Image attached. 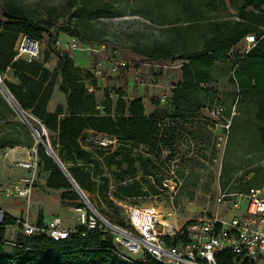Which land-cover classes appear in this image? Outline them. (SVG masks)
<instances>
[{
    "label": "trees",
    "instance_id": "trees-1",
    "mask_svg": "<svg viewBox=\"0 0 264 264\" xmlns=\"http://www.w3.org/2000/svg\"><path fill=\"white\" fill-rule=\"evenodd\" d=\"M106 1L73 0L71 10H74L69 23L73 25L76 21V26L73 30L69 26L64 29L70 33L68 36L85 43L86 38L81 36L77 23L85 22L86 26L101 16L116 17L113 4ZM175 2L184 16L180 21L185 25L183 29L207 32H202L200 45L183 47V50L161 43L139 48L138 54L146 61L181 63L182 81L170 89L171 93L163 101H166L164 108H160L158 102L153 103L158 108L151 115H145L141 98L127 99L122 89L105 90L99 103L87 88L88 80L92 79L93 83V73L75 66L74 59L66 53L54 54L56 60L52 69L40 62L14 60L20 36L41 42L42 35L49 34L52 26L49 18L36 21L20 9L1 8L5 21H0V74L9 70L17 80L12 83L4 79L3 84L39 135L41 131L34 125V120L46 130L48 137H43V141L49 140L51 151L78 189L97 197L111 210L121 211L116 201L158 194L146 177L151 176L154 184L160 185L159 166L164 169L169 166L167 163L175 152L180 132L186 130L190 119L197 118L202 109H211L214 105L223 107L211 86L216 70L228 79L234 94L245 105L247 128L257 136L258 151L264 159V0ZM248 35L255 37V45L247 53L232 55L234 47ZM43 55L44 60L51 58L49 54ZM57 75L61 77L60 92L66 96L67 104L65 109L58 105L54 112H49L47 106ZM230 111L224 114L229 116ZM17 116L0 95V148L4 150L33 147L31 131L15 120ZM232 121L233 117L231 125ZM93 133L115 137L118 148L112 153L83 148L80 141ZM21 136L25 142L19 138ZM141 147L147 154H157L155 151L161 150L170 154L160 164L159 159L152 161L142 154L131 153L132 149ZM36 149L38 167L41 165L47 173L46 188L64 191L61 200L69 203L66 206L73 203L74 209L84 207L70 181L46 154V149L38 144ZM112 167L114 190H111L110 178L105 172ZM138 172L141 177L136 179ZM261 183L264 184V173ZM141 185L147 187V192L141 190ZM41 223L39 216L37 225ZM11 226H17V220L3 214L0 219V264H130L113 254L112 238L97 230L85 232L78 226L75 233L59 241L45 235L24 236L20 232L15 241H9L5 229ZM177 242V239L168 241L172 245ZM218 264H232L230 255L221 254Z\"/></svg>",
    "mask_w": 264,
    "mask_h": 264
},
{
    "label": "built area",
    "instance_id": "built-area-1",
    "mask_svg": "<svg viewBox=\"0 0 264 264\" xmlns=\"http://www.w3.org/2000/svg\"><path fill=\"white\" fill-rule=\"evenodd\" d=\"M53 41V54H70L79 50L80 42L76 37L67 36L65 40ZM255 43L253 35L246 36L243 39V53H247ZM17 59L40 62L46 68H50L53 62L52 58L44 60L41 42L27 36L18 38L14 60ZM106 61L109 64L108 74L112 76L126 70L129 65L115 55L107 57ZM92 73L94 77L101 76L99 69ZM92 90L89 88V91ZM166 97L165 93H160L158 99L163 102ZM232 111L234 109H231L227 117L223 107L219 105L208 109L206 129L220 128L221 132L216 139L218 156L214 174L203 180L197 202L201 208L200 217L181 226L167 220L178 213L175 198L182 186L177 163L168 160V170L164 172L160 187L154 184L151 176L148 177L159 191V197L165 196L162 204L167 208L166 213H161L155 205L118 204L122 208L125 222L115 225L103 218L89 203L82 201L84 207L74 209L78 215L79 227H83L85 232L97 230L111 237L113 254L130 264H218L221 254L230 255L232 264H264V186L250 187L246 192H229L221 190L219 184L222 158L232 126ZM80 145L88 150L112 153L118 148V141L113 136L93 133L84 137ZM10 149L14 148L4 150V157H8ZM162 152L164 159L170 154L165 150ZM7 165L25 170L28 175L4 185L3 192L7 197L20 198L28 204L37 177V149L30 148L26 159L8 162ZM222 205H229L223 217L219 214ZM17 226L24 236L45 235L53 241L66 239L76 232L66 229L59 217H52L46 223L33 226L20 220L17 221ZM174 239L178 240L176 244L168 243Z\"/></svg>",
    "mask_w": 264,
    "mask_h": 264
},
{
    "label": "rangeland",
    "instance_id": "rangeland-1",
    "mask_svg": "<svg viewBox=\"0 0 264 264\" xmlns=\"http://www.w3.org/2000/svg\"><path fill=\"white\" fill-rule=\"evenodd\" d=\"M114 6V13L116 17H105L91 21L89 25L85 26L84 23H77L80 34L82 37L86 38V42L83 43L79 38V50L68 54L69 57L73 59H78L80 56L86 59L89 69L92 72L96 70H101V76L105 77L110 81L107 86L108 90L114 92L117 89H122L126 91L127 83L129 79L135 76L137 86H143L145 89L148 88L151 82L148 76H152L151 72L154 70L157 76L165 77L167 83H176V79L179 77L180 72V62L177 61H167V62H149L144 60L139 54V48L144 45H153L155 43H161L162 45H174L178 49L182 47H195L201 44L200 37L207 31L193 30V29H183L185 25L180 21L184 18L178 10L175 0H108ZM73 0H0V21L4 22L5 19L2 16L1 8H15L20 9L28 17L36 21H42L44 19H50L51 28L49 34H43L41 39V50L45 54H49L53 62L51 69L54 66L55 58L51 51L52 40L59 39L65 40L70 34L64 31L66 27L69 26L70 30H73L76 26V21H73V25L70 22V14L74 10H71ZM222 15V14H221ZM52 36V38L50 37ZM243 41L236 45L232 51V55H240L244 52ZM115 55L116 57L128 62V68L114 78H110L108 75L109 64L106 59L109 56ZM158 66V67H157ZM140 71H136L139 70ZM143 69L145 70L143 71ZM3 83L4 74H0ZM100 76V77H101ZM214 81L211 82L212 88L216 91L217 97L221 100V104L226 108L234 109L232 111L233 121L232 129L228 140V150L223 161L222 177L225 183L230 182L228 191L231 188H248L255 185H260L263 173H264V159H262V154L258 151V138L255 136L252 129L247 128V109L244 107L239 98L234 94L232 85L228 82L225 76L220 74V71L216 70L214 73ZM131 81V80H130ZM125 84V85H124ZM148 84V85H147ZM99 91L98 100H103V91ZM162 93L163 89L161 90ZM125 93V92H124ZM126 94V93H125ZM0 95L2 96L1 92ZM142 97H144L142 95ZM158 102L160 108H164L165 102H159L157 97L151 95L145 102L146 108H149V103L153 104ZM237 103V104H236ZM236 104V107L233 106ZM15 120L21 122L30 132L27 124L21 119V117L15 118ZM2 124V123H0ZM34 125L41 131L40 135L45 138L48 134L45 129L34 120ZM1 133V130H0ZM31 133L33 140V147H37V140ZM197 138H204V136L198 134ZM22 142H25L23 136L19 137ZM46 144L50 147L49 140H46ZM210 141L206 138L205 147L209 148ZM4 152V148H0V164L1 156ZM197 164H192L191 171L188 181H200L208 169L199 168ZM111 171H114V167L107 170L105 169L106 175L110 178L111 190H114V180L111 175ZM46 172L40 165L37 170L38 185L41 184L42 179L45 178ZM1 179V178H0ZM185 184V183H184ZM192 184H187L188 186H193ZM36 185V182H35ZM34 185V186H35ZM37 185V186H38ZM187 186V187H188ZM221 188V185H220ZM222 190V189H221ZM64 191H57L46 193L44 199L49 205L50 211L53 214L58 215L61 220L65 223L68 230H75L79 226L77 220L78 215L74 212L73 203L71 206H66L65 201L61 200ZM194 190L192 192L184 193L183 190L177 195V205L181 206L182 203V214L186 217L188 214V209L192 208L190 205L191 198L193 196ZM231 192V191H229ZM86 197L87 203L93 209H95L103 218H105L111 224H124L125 217L121 208V211L111 210L105 206L100 200L95 196H89L83 193ZM165 196L157 198L155 200L152 198L151 194L143 196L142 198H132L125 201H116L119 205H143L145 203H158L159 200L162 202ZM4 199L5 196L0 194V200ZM60 198V199H59ZM61 201L60 204L54 200ZM80 202L82 201L79 197ZM90 200V201H89ZM51 202V203H50ZM50 203V204H49ZM185 206V207H184ZM37 206L35 202L32 201L28 210L32 213L35 212ZM159 210L161 213H165L167 208L164 205L160 206ZM227 206H220L219 214L223 217V214ZM49 209H46L48 211ZM45 211V209L43 208ZM186 211V212H185ZM120 216V217H119ZM195 216L200 217L195 214ZM188 218V217H186ZM50 218L46 216L45 220L48 221ZM14 232L19 234L17 229Z\"/></svg>",
    "mask_w": 264,
    "mask_h": 264
},
{
    "label": "crops",
    "instance_id": "crops-1",
    "mask_svg": "<svg viewBox=\"0 0 264 264\" xmlns=\"http://www.w3.org/2000/svg\"><path fill=\"white\" fill-rule=\"evenodd\" d=\"M55 64V62H54ZM74 64L75 66L79 67L82 70H88L91 71L89 69V66L87 64V61L85 58H83L82 56H80V58L78 59H74ZM54 67V66H53ZM136 70V71H140ZM145 69H143L144 71ZM146 72V70H145ZM152 76H148L151 80V82L148 85V88H144L143 86H137L136 84V78L135 76L132 77L131 79H129V82L127 83V88L125 89L126 91H124L126 93V98L127 99H132V98H141L142 102L144 104V108H145V115H151L155 112L156 108H158L156 105L154 104H150L149 103V108H146L145 102L147 101L148 97L151 95H154L157 97V99L160 96V93H162V89H163V93H165L167 96H169L170 89L173 87L174 84H177L179 82L182 81V77H181V71L179 72V77L176 79V83H171L170 85L167 83L166 78L165 77H159L156 75V72L153 70L151 72ZM110 78H114L112 77L111 74L107 75ZM4 78L6 80H8L9 82L12 83H17V80L12 76L11 71H7L4 74ZM131 80V81H130ZM110 84V81L107 80L105 77H94L93 78V83H92V79L87 81V88H92V91L88 92H93L96 99L98 100V94L99 91H105L108 90L107 86ZM60 85H61V77L59 75H57L55 83H54V87H53V92L49 101V104L47 106V110L49 112H54L56 107L58 105L63 106V108L65 109L66 106V96L60 92ZM125 85V84H124ZM109 91V90H108ZM142 95L144 97H142ZM98 102L100 103V101L98 100ZM224 112L228 113L229 109L231 108H226L225 106H223ZM225 115V114H224ZM228 116V115H225ZM209 119V112L208 109H202L201 110V114L197 116V118H195L193 121H191L192 119H190L189 124L186 126V130H183L182 132H180V138L178 140V144L176 146L175 152L173 153L172 156V161L177 163V172L178 175L182 178V186L179 189V192L181 190H183L184 193H187L190 191L192 192V190H194L193 192V196L191 198L190 201V205H192L191 209H188V214L186 218L183 214H182V205H184L182 203L181 206L177 205V196L175 198V204L178 208V213L175 216H171L170 218H168L167 220L169 222H172L174 224H177L179 226L183 225L186 222L195 220L198 218V216L196 217L195 214L199 215L201 213V208L198 205V198H199V194H200V190H201V186L203 183V180L209 177H212L215 171V167H216V161H217V150H216V139L217 136L220 134L221 130L220 128L218 129H211L208 130L206 129L205 125L208 122ZM200 134L202 136H204V138L200 137L197 138L196 136ZM206 138H209L210 141V145L209 148L205 147L206 144ZM229 140V138H228ZM228 150V141L225 147V151H224V155L222 158V167H221V175H220V185L223 191H228V188L230 186V182L229 183H225L224 179L221 178L222 177V169H223V161L224 158L226 156ZM28 151L29 148L25 147V146H17L14 147V149H10V152L8 154V157H4V152L2 153L1 156V164H0V194L5 196V198L2 200H0V219L1 216L3 214L9 215L10 217H12L13 219L17 220V221H25L30 225H37V221L39 216H41L42 219V223H46L47 221L45 220L46 216H48V218H52V217H59L58 215L53 214V211H50L49 209V205H45L47 203L46 199H44V196H46V193H51V192H57V191H53V190H49L46 188L45 186V181L47 178V174L45 176L44 179H42L43 181H41V184L38 185V178L36 179V185L33 188V192H32V196L28 202V204L25 202V200L20 199V198H13V197H7L6 194L3 192V186L9 183H14L17 180H19V178L21 177H26L28 175V172L16 167H9L7 164L8 162H13L15 160H20V159H26L28 156ZM163 150H161L159 153L158 151H155V153L157 154H147L145 153L146 150L144 147H141L139 149H132V154H142L144 157H148L150 158L152 161H155L156 159H159L160 164L164 161V152H162ZM192 164H197L199 168H204V169H208V173L206 172V174L203 175L202 179L200 181H188V177L191 173V171H193L191 169ZM198 168V169H199ZM159 174L158 176L161 179L160 181V185H158V187L161 186V182L164 178V172L167 169L161 168V166H159ZM164 171V172H163ZM166 176V174H165ZM141 177V173L138 172L136 179ZM150 177V176H148ZM148 177H146L148 179ZM149 180V179H148ZM150 182V180H149ZM192 182H195V184L193 186H188L189 184H192ZM224 182V184H223ZM151 183V182H150ZM185 183V184H184ZM188 184V185H187ZM38 185V186H37ZM188 186V187H187ZM264 186V184H260V185H255L253 187H261ZM112 187V186H111ZM142 189H146L144 192H147V187L145 185H141ZM248 188H236V189H232L229 190L231 192H246ZM141 189V190H142ZM156 189V188H155ZM157 190V189H156ZM143 191V190H142ZM158 194L157 195H152V198H154L155 200H157V198H159L160 193L157 190ZM178 192V194H179ZM177 194V195H178ZM161 198V197H160ZM60 199V198H59ZM56 200V199H54ZM129 200V199H128ZM34 201L35 205L37 206L33 216L32 213L30 212V210H28L30 203ZM57 201V200H56ZM60 204V200L57 201ZM158 202H160L158 205V203H145L143 205H155L158 206V208H161L160 206L163 205L162 202L159 200ZM51 203V202H50ZM49 203V204H50ZM185 207V206H184ZM43 208L45 209V211L43 210ZM46 209H49L48 211H46ZM74 211V210H73ZM75 212V211H74ZM186 212V211H185ZM166 213V212H165ZM60 218V217H59ZM49 219V220H50ZM63 222V220H62ZM63 226L68 229L65 226V223L63 222ZM14 229H17L18 232H20L18 226H11V227H7L5 229V237L7 238V240L9 241H15L16 238V233L14 232Z\"/></svg>",
    "mask_w": 264,
    "mask_h": 264
},
{
    "label": "water",
    "instance_id": "water-1",
    "mask_svg": "<svg viewBox=\"0 0 264 264\" xmlns=\"http://www.w3.org/2000/svg\"><path fill=\"white\" fill-rule=\"evenodd\" d=\"M3 86H5L3 84ZM4 89L0 88V92L2 94V96L6 99V102L9 103V105L16 111V113L18 114L19 117H21V119L27 124V126L29 127L30 131L33 134V136L36 138L37 140V144L41 145L44 147V149H46V154L53 160V162L57 165V167L59 168V170L62 172V174L65 176V178L70 181L69 183L73 186L75 192L78 194V196H80V199L83 202H87V200L85 199L86 197L83 196L82 192L78 189V187L74 184V181H72L70 179V177L68 176V174L66 173L65 169L63 168V165H61V163L58 161L57 157L55 156V154L51 151V148L43 141V137L39 135V133L32 127V125L30 124L29 120L27 119V116L21 111V109L17 106L16 102L14 101L13 97L10 95V93L7 90V87H3ZM88 203V202H87Z\"/></svg>",
    "mask_w": 264,
    "mask_h": 264
},
{
    "label": "bare ground",
    "instance_id": "bare-ground-1",
    "mask_svg": "<svg viewBox=\"0 0 264 264\" xmlns=\"http://www.w3.org/2000/svg\"><path fill=\"white\" fill-rule=\"evenodd\" d=\"M3 87H5V86H3V83H2L1 80H0V88H1V89H4Z\"/></svg>",
    "mask_w": 264,
    "mask_h": 264
}]
</instances>
